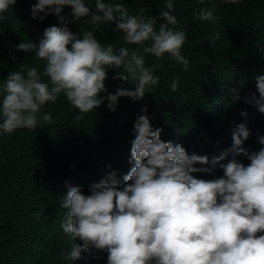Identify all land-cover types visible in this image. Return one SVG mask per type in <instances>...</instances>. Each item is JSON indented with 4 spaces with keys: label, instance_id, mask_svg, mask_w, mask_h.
<instances>
[{
    "label": "clouds",
    "instance_id": "obj_1",
    "mask_svg": "<svg viewBox=\"0 0 264 264\" xmlns=\"http://www.w3.org/2000/svg\"><path fill=\"white\" fill-rule=\"evenodd\" d=\"M16 2L0 0V13ZM64 6H71L77 21L91 15L88 23L93 25L115 22L125 43L138 47L102 44L92 31L74 34L60 15ZM166 7L168 11L160 13L166 22L157 29V19L144 15L145 8L130 15L122 4L105 0H95L94 11L85 0H37L33 18L44 19L39 13L56 14L61 26L47 27L38 44L26 41L17 46L45 63L42 70L21 65L0 85V130L11 134L22 128L34 130L42 122L53 123L51 113L42 114L41 109L61 94L81 113L100 107L105 99L111 111L121 97L143 99L159 83L154 75L158 66L145 64L149 54L156 58L170 54L187 71L189 60L181 51L186 33L169 27L178 21L171 14L172 0ZM194 15L201 21L220 19L214 7L201 8ZM218 38L216 34L213 42ZM113 68L121 70L113 79L136 81L134 90L121 86L101 97L107 92V71ZM255 81L259 99L253 93L245 102L255 101L264 113V74L256 75ZM177 87L178 77L171 90ZM234 91V100H239V90ZM161 132L153 129L147 115L137 117L132 166L122 177V188L115 171L93 184L87 195L79 187L66 185L67 193L60 200L66 210L60 227L72 241L82 243H72L65 259L78 260L82 250L94 249L107 252V264H264V234H259L264 233V136H258L259 150L245 149L242 145L251 133L241 124L233 131L232 147L209 157L188 154L183 145L162 140ZM239 155L249 163L237 159ZM217 165L223 171L221 177L194 176L211 173Z\"/></svg>",
    "mask_w": 264,
    "mask_h": 264
},
{
    "label": "trees",
    "instance_id": "obj_2",
    "mask_svg": "<svg viewBox=\"0 0 264 264\" xmlns=\"http://www.w3.org/2000/svg\"><path fill=\"white\" fill-rule=\"evenodd\" d=\"M36 2L17 0L0 13V85L21 65L39 70L44 67L45 62L34 52L17 48L26 41L38 44L47 27L61 26L56 14L39 13L44 19H34L32 6ZM105 2L122 4L130 15L147 9L144 15L157 19V29L166 22L160 13L168 11V0ZM172 3L171 14L178 24L169 27L186 33L181 51L189 60L187 71L170 54L162 58L149 54L145 64L158 66L154 75L159 83L151 86L143 99L121 97L115 111L108 108L105 99L100 107L81 113L61 94L55 103L41 109L42 114L51 113L53 123L42 122L34 130L22 128L11 134L0 130V264H107L108 254L103 250H82L80 259H65L72 243L82 242L72 241L60 227L66 212L60 200L67 193L66 185L79 187L87 195L93 184L113 171L122 188V177L132 166L133 127L140 115L149 117L153 129H162V140L183 145L188 154L211 157L231 148L233 131L241 124L251 133L242 147L249 151L261 147L258 136H264V113L255 101L245 102V97L251 100L255 93L259 99L255 76L264 74V0ZM85 5L95 10V0H85ZM213 7L214 15L220 18L216 22L201 21L194 15L201 8ZM60 15L74 34L92 31L102 44L138 47L125 43L115 22L93 25L88 23L91 15L77 21L71 6H64ZM216 34L219 38L213 42ZM120 71L108 69L104 82L107 92L100 93L101 97L114 94L121 86L134 90L136 81L113 79ZM177 77L178 87L173 92L171 84ZM234 90H239V100H234ZM236 158L249 163L243 155ZM194 176L214 179L223 176V171L217 165L211 173Z\"/></svg>",
    "mask_w": 264,
    "mask_h": 264
}]
</instances>
